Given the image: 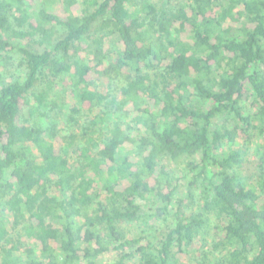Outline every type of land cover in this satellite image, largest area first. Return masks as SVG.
<instances>
[{"label": "trees", "instance_id": "trees-1", "mask_svg": "<svg viewBox=\"0 0 264 264\" xmlns=\"http://www.w3.org/2000/svg\"><path fill=\"white\" fill-rule=\"evenodd\" d=\"M54 3L0 0V264H264V0Z\"/></svg>", "mask_w": 264, "mask_h": 264}, {"label": "rangeland", "instance_id": "rangeland-1", "mask_svg": "<svg viewBox=\"0 0 264 264\" xmlns=\"http://www.w3.org/2000/svg\"><path fill=\"white\" fill-rule=\"evenodd\" d=\"M49 11H50L51 14H54V15H57V16H60L61 17V0H55V3L50 7ZM106 42H107L106 43V46H110L112 44V42H115V40L114 39H107ZM13 69L14 68L12 67L11 70H13ZM21 77H22V75H21ZM101 87H103V86H100V88ZM55 93H59L60 94V96L62 98L61 101H64V104H65V107H64V110H63V113H65V116H61V117L57 118L56 121H55V124H54L55 131L58 130L59 133H60V135H62V136H65V135L68 136L70 134H76V133L78 134L79 133V130L78 129H80V126L82 124L87 125L90 122V120L92 121L94 119L95 121H98L101 117H103L102 116V113H103L102 110L101 111L100 110H95L92 114H88L85 111H82V112H80L77 115H73L74 118H75V120H76V123L69 124L68 123V117L70 115H72L71 112H70V110L74 106H76L77 103L73 99L72 96H70V95L63 96V94L61 93L60 89H58ZM107 119L109 121L113 122V121L116 120V117H114L113 115H111L110 118H107ZM41 123L42 124H46L47 121L45 119H41ZM103 126H104L103 123H101V124L99 123V124L96 125L95 128L98 129L99 127H101V130L104 131V129H102ZM263 142H264V137L261 138V139L259 138V139L255 140L252 143V145L249 147L248 150H246V155H247L246 156V158H247L246 160H247V163L254 162L253 161L254 148L256 147L257 144H263ZM241 144H242L241 140H237V143L235 145V148L240 147ZM123 147H124L125 150L131 149V146L128 145V144H125ZM74 149H75V147H71L69 149V152H68V157H69V159H70L71 162H73L75 160V158L77 157V155L74 152ZM246 166L248 167L249 164H246ZM105 177H106V174H103L101 177H96V181H98V182L101 181V180L103 181L105 179ZM182 189L183 190H181V193H183L185 191V188L184 187ZM141 206H142V210L143 211L144 210L146 211L148 208H150L147 202L142 203ZM1 215H3L7 219L11 217L10 214H7L5 212H3ZM152 223L153 224H151V225L154 226V224L156 223L155 226L158 227L163 222L161 223L160 221L157 222L155 220H152ZM135 228H136L135 225H133V229L134 230H135ZM152 236H153V238L155 237V232H153V231H152ZM195 246H198V245L195 244ZM195 255H196V253L189 254L182 261V263L183 264H195V262L193 260V257H195ZM113 259H114V255L109 254V253H104L103 255H101L99 261L102 264H108V263L112 262Z\"/></svg>", "mask_w": 264, "mask_h": 264}]
</instances>
